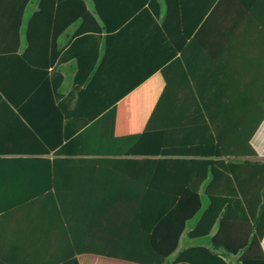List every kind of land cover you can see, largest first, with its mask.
I'll list each match as a JSON object with an SVG mask.
<instances>
[{"label": "crops", "instance_id": "0c3cea01", "mask_svg": "<svg viewBox=\"0 0 264 264\" xmlns=\"http://www.w3.org/2000/svg\"><path fill=\"white\" fill-rule=\"evenodd\" d=\"M83 1L93 18H82L75 0L60 7L58 27L70 23L58 37L59 56L47 74L65 116L63 139L86 123L97 131L93 123L104 116L107 150L123 154L134 146L158 155H17L19 149L41 148L17 113L31 97L23 93L36 67L27 32L39 0H0V259L12 264H132L129 246L140 248L141 256L145 245L176 243L179 214L154 221L147 234L144 218L128 215L140 207L121 198L144 197L147 180L176 178L175 168L163 166L194 159L188 156L212 141L216 146L209 117L253 118V102H264V0H253L249 32L243 30L241 0H211L186 43L184 62L162 27L164 0ZM186 18L196 15L191 10ZM236 139L222 138V146L235 147ZM249 145L257 154L250 160L264 162V120ZM195 222L186 223L170 263L178 251L208 244L188 239ZM261 246L264 251V238Z\"/></svg>", "mask_w": 264, "mask_h": 264}, {"label": "trees", "instance_id": "16d2710c", "mask_svg": "<svg viewBox=\"0 0 264 264\" xmlns=\"http://www.w3.org/2000/svg\"><path fill=\"white\" fill-rule=\"evenodd\" d=\"M72 1L39 0L38 12L32 18L33 27L27 32V41L34 47L32 53L36 66L33 68L34 80L32 86L23 89L24 96L31 97L17 108V113L19 125L26 128L39 142L41 148L19 149L15 151H18L16 154L49 156L53 152L55 158L155 155L158 151L134 146L124 150L123 154H114L121 152L116 149L107 150L104 116L93 123V130L98 126L97 131L92 133L91 124L86 123L83 130L76 134H67L69 136L63 139L65 116L62 107L55 104L47 74L49 67L59 56L58 37L70 23L68 19L58 27L63 19L60 7H72ZM75 1L80 6L82 18L87 16L93 18L85 9L83 0ZM164 2L166 13L162 27L180 51L178 60L184 62L186 43L191 39L193 29L200 23L198 18L211 6V0L204 6L201 4L189 6L185 0ZM241 2L239 7L246 16L243 30L249 32L253 28V0ZM191 10L196 15L192 20L186 18V14ZM77 12L79 9H76ZM95 30L102 29L97 25ZM29 52L25 53L27 57ZM2 91L10 99L8 93L3 89ZM258 103L264 104L253 102V118L209 117L211 131L217 139L216 146L212 141L210 148L197 150L195 154L188 156L194 159L178 163L177 166H163L175 168L176 178L164 179L161 182L147 180L145 182L147 195L144 197L121 198L126 205L140 207L139 211H129L128 215H139L141 220L144 218V230L147 234L154 221L167 220L168 215L179 214L176 243L171 246L145 245L142 249L143 256L138 253L141 251L140 248L135 245L129 246L130 263L264 264V251L261 246L264 238V162L250 160L256 158L257 154L249 145V139L264 120V106L258 107ZM232 135L237 138L231 142L236 146H222V138L227 139ZM94 137L98 141L97 145L93 143ZM56 162L50 164L56 166L58 164ZM153 190L158 191L155 193ZM142 206L145 207L143 212ZM194 218L196 222L187 234L188 239H208V244L194 245L178 251L176 259L170 263L168 257L179 249V241L186 229V223ZM82 253L105 255L104 252L94 249H82ZM230 257L236 259L230 261ZM0 264L12 263L0 259ZM64 264L80 262L67 261Z\"/></svg>", "mask_w": 264, "mask_h": 264}, {"label": "water", "instance_id": "95a60500", "mask_svg": "<svg viewBox=\"0 0 264 264\" xmlns=\"http://www.w3.org/2000/svg\"><path fill=\"white\" fill-rule=\"evenodd\" d=\"M259 160H264V159H259Z\"/></svg>", "mask_w": 264, "mask_h": 264}]
</instances>
